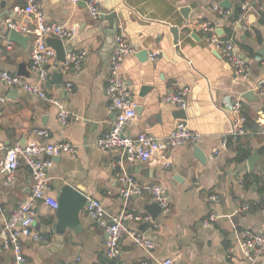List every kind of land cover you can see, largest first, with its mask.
<instances>
[{
  "label": "crops",
  "instance_id": "1",
  "mask_svg": "<svg viewBox=\"0 0 264 264\" xmlns=\"http://www.w3.org/2000/svg\"><path fill=\"white\" fill-rule=\"evenodd\" d=\"M26 1L0 0V70L32 84L38 80L29 59L35 36H25L24 44L9 42L3 24L11 19L34 28L30 18L14 13ZM85 1L72 5L67 0H38L47 23L74 32L62 41L63 47L87 53L80 70L60 74L57 81L51 69L57 62L56 52L45 66L47 83L54 81L44 87L45 93L63 102L78 120L60 126L51 104L0 84V98L5 99L0 103V146L7 149L35 142L77 147L74 159L67 155L51 159L46 196L57 201L60 186L68 184L88 200L99 202L109 221L128 213L149 216V221H127L126 226L143 234L154 248L146 250L123 238L119 258L108 260L104 256L106 233L88 218L85 209L80 213V230H66L58 236L50 231L56 224L54 210L40 203L32 230L43 239L20 240L21 264H160L165 259L174 264H264V253L249 259L240 246L243 232L264 235V91L256 90L264 79V0H95L101 12L96 19L89 16ZM224 1L229 3L228 9L221 7ZM214 7L225 13L218 14ZM184 8L188 20L180 13ZM236 8L242 10L243 18L233 23ZM111 11L116 13L114 30L102 18ZM205 27L219 40H233L237 56L248 69L245 80L235 78ZM174 28L177 41L171 31ZM119 35L133 49L120 70L136 103V118L125 135L144 133L163 139L184 120L200 135L197 146L206 157L202 164L194 156L195 146H184L159 152L148 163L124 162L125 172L139 185H159L165 190L170 212L159 213L154 220L149 212L155 202L149 195L129 200L119 196V169L113 165L124 156L118 151H101L95 145L115 119L108 109L105 84L114 39ZM141 52H147V58L140 59ZM20 71L27 76H20ZM144 88L147 90L142 92ZM180 88L188 90L184 119L178 117L180 110L163 102L168 91ZM248 91L255 99L241 98ZM236 101L246 117L245 134L231 138L229 108ZM35 130H46L49 137H37ZM253 153L258 157L251 172L247 159ZM241 155H246L243 161ZM30 186L23 165L12 182L0 173V229L28 196ZM240 205H248L250 211L239 212ZM210 216L216 221L205 226ZM0 264H16L11 250L0 249Z\"/></svg>",
  "mask_w": 264,
  "mask_h": 264
},
{
  "label": "built area",
  "instance_id": "2",
  "mask_svg": "<svg viewBox=\"0 0 264 264\" xmlns=\"http://www.w3.org/2000/svg\"><path fill=\"white\" fill-rule=\"evenodd\" d=\"M72 5H77L81 0H67ZM85 5L91 18L96 19L101 12L95 0H86ZM218 14L225 12L214 7ZM14 13L25 16L32 20L34 28L17 23L11 19L4 20V27L8 31H14L22 36H35L34 45L30 52V70L38 75L35 83H28L25 79L0 70V84L8 90L21 91L34 96L35 98L51 104L56 110V122L60 126H65L71 119L78 120V117L71 114L63 102L48 96L44 91V84L49 79V72L45 66L55 57V51L46 45V38H53L61 41L69 39L74 32L57 24H50L45 21L44 15L40 10L38 0H27L23 6L16 7ZM243 15L240 16V20ZM209 33L210 40L214 48L221 54L222 58L232 68L235 78L245 80L248 76L246 64L240 59L236 52L232 39L219 40L213 31L205 27ZM133 53L132 47L127 43L123 35L116 36L114 47L109 57L108 76L105 84V94L108 100V109L115 114L109 131L96 141V147L101 151H118L124 156L114 167L119 171L116 173L118 193L124 200H129L134 196L149 195L161 209L163 215L170 212L169 200L165 190L159 185H139L131 175L124 169V162L148 163L155 155L165 150L175 149L184 146H197L200 135L192 131L187 122L179 121L173 131L163 139H157L151 135L141 133L136 137L125 135L126 128L136 118V103L132 99L131 92L120 75V70L125 59ZM87 58L86 52H69L66 54L64 62H54L51 69L54 73L63 74L70 70H80L83 62ZM150 60L154 57L151 55ZM67 87H70L68 85ZM258 92L264 91V79L257 84ZM187 88L168 91L163 97L165 104L171 105L178 110H185L187 107ZM5 101L0 98V103ZM232 117L230 137L235 138L245 134L243 125L246 117L241 111L239 101L230 105ZM35 135L47 139L49 132L46 130H35ZM227 140L222 142L226 145ZM0 146V173L5 175L7 182L14 180L15 174L21 165L25 166L31 180L28 196L25 200L9 215L4 225L0 229V249L11 250L15 256L16 264H21L20 240L28 239L34 242L42 241V235L33 232L35 220V210L37 205L42 203L50 206L53 210L57 209V201L46 196L47 190V171L52 167L51 161L54 157L67 155L71 159L77 156V147L69 143L50 144L28 142L25 145H15L5 149ZM4 152V153H3ZM3 154V155H2ZM86 215L98 228L106 233L104 243V256L108 260L119 258L121 253L120 243L123 238H129L133 244L146 250H152L154 244L139 231L129 229L127 221H149V216L141 217L133 214H123L121 217L109 221L101 204L95 200H89V205L84 208ZM239 212H249L248 205L238 206ZM216 218L210 216L204 225L215 222ZM240 246L245 250V255L249 259H256L264 253V235L253 232H243ZM148 264V263H142ZM160 264H174L173 260L165 259Z\"/></svg>",
  "mask_w": 264,
  "mask_h": 264
},
{
  "label": "water",
  "instance_id": "3",
  "mask_svg": "<svg viewBox=\"0 0 264 264\" xmlns=\"http://www.w3.org/2000/svg\"><path fill=\"white\" fill-rule=\"evenodd\" d=\"M3 6V4L0 5V19L3 17L2 16V11H1V7ZM221 7L223 9H228L229 7V3L227 1L222 2ZM187 8H184L182 10H180V13L182 14V17L185 20H188L187 18ZM102 18L106 21H108L109 26L111 29H116L117 27V22H116V13L111 11L108 14H106L105 16H102ZM31 22H29L30 24ZM173 32V36H174V41H177V35L176 33L178 32L177 28H174L171 30ZM6 36L8 37V41L9 42H13V43H17V44H24L25 42H27V38L25 36H22L18 33H15L14 31H8L6 33ZM192 37H195L194 35H192ZM46 45L53 48L56 52V61L58 63H62L64 62L65 56L66 54H68L70 51H67L64 47H63V43L61 40H57V39H48L46 41ZM260 56L263 57V54ZM139 58L140 59H145L147 58V52H141L139 54ZM21 69L23 70V67H21ZM19 75L22 77L27 76V74L23 71L19 72ZM55 81H57V79H59L61 77V75L59 73H54L53 76ZM54 83L53 82H49V83H45L43 87L45 88H49V85H52ZM147 88L142 89V92L146 91ZM242 99L251 101L254 98V93L252 91H248L246 93H244L241 96ZM178 117L181 119H184L185 116V111L180 110L178 112ZM193 152H194V156L197 158V160H199V162H201L202 164H205L206 162V157L204 155V153L202 152V150L198 147L195 146L193 148ZM257 154L253 153L251 157H249L247 159V167L248 170L253 172L254 171V164L257 160ZM175 180H178V177H174ZM89 205V200L80 192H78L75 188H73L72 186L68 185V184H63L62 186H60L59 188V194H58V199H57V209L54 210V215L53 217L56 220V224L55 226H53L52 228H50V231L52 233H55L58 236H63L66 230H69L73 233H77L80 230V213L81 211L87 207ZM153 212H149L152 219L154 220L157 216V214L161 213V209L159 208V206L155 203L153 205ZM149 210V209H147ZM145 227V226H144Z\"/></svg>",
  "mask_w": 264,
  "mask_h": 264
},
{
  "label": "trees",
  "instance_id": "4",
  "mask_svg": "<svg viewBox=\"0 0 264 264\" xmlns=\"http://www.w3.org/2000/svg\"><path fill=\"white\" fill-rule=\"evenodd\" d=\"M243 15V12L240 8H236L233 12V15L231 17V21L234 23L240 19V16ZM246 155H241L239 158L240 161H243L245 159Z\"/></svg>",
  "mask_w": 264,
  "mask_h": 264
}]
</instances>
